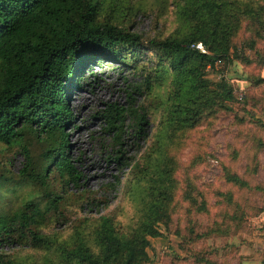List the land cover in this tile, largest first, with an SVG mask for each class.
I'll list each match as a JSON object with an SVG mask.
<instances>
[{"label": "rangeland", "instance_id": "374dc122", "mask_svg": "<svg viewBox=\"0 0 264 264\" xmlns=\"http://www.w3.org/2000/svg\"><path fill=\"white\" fill-rule=\"evenodd\" d=\"M104 1L99 20L125 27L138 34L141 41L121 62L102 59L91 63L71 90L66 152L80 174L77 185H66L53 169L48 171L49 189L59 195V200L56 211L47 213L41 232L54 242L48 249L1 244L0 254L16 264H68L58 245H72L75 231L81 228L82 235L91 241L100 216L111 219L121 232H129L139 216L129 185L152 160L158 136L171 133L176 117L184 113L182 97L171 93L173 83L165 64L168 59L163 60L149 43L184 30L179 7L183 0ZM248 33L239 31L227 59L219 57L212 67L206 65L203 70V78L210 83L223 81L233 99L194 128L177 132L160 150L159 157L164 155L173 161L175 191L168 228L160 223V236L147 238L148 262L246 264L264 258V66L256 63V51L264 60V30L253 49L244 47ZM242 55L251 64L243 63ZM256 78L261 82L254 83ZM127 93H131L137 109L143 110L147 122L140 133L123 130L117 154L111 151L96 114L105 104H124ZM173 108L174 114L170 112ZM180 139H184L181 145ZM40 149L38 143L31 142L32 156L36 157ZM22 164L18 145L0 143V214L19 209L26 201L43 206L41 189L18 178ZM224 169L245 180L251 189L224 181ZM186 185L191 186L197 200L204 199L205 211L195 212L182 201L180 195ZM226 197H230V203ZM237 212L242 213L239 220L232 218ZM209 229L213 230L199 236Z\"/></svg>", "mask_w": 264, "mask_h": 264}, {"label": "trees", "instance_id": "16d2710c", "mask_svg": "<svg viewBox=\"0 0 264 264\" xmlns=\"http://www.w3.org/2000/svg\"><path fill=\"white\" fill-rule=\"evenodd\" d=\"M102 1L0 0V143L18 145L23 164L17 176L36 184L44 198L42 207L26 201L21 208L0 214V245L13 242L48 249L53 244V239L41 232L48 220L47 213L56 211L59 200V195L49 189L48 171L53 169L66 185H77L80 175L66 152L65 127L71 119L68 96L91 63L102 59L121 62L141 41L138 34L125 27L99 20L104 12ZM179 7L184 30L149 43L159 50L163 60L168 59L165 64L173 83L171 93L182 97L184 113L181 118L176 117L171 133L158 136L152 160L129 185V195L139 214L137 222L123 233L111 219L100 216L91 241L82 235L83 228L76 230L72 245H58L68 264L148 262L147 238L160 236V223L168 228L175 191L173 161L164 155L159 157L162 146L177 132L194 128L233 99L223 81L210 83L203 78V70L206 65L212 67L219 57L227 59L233 38L242 29L249 32L246 49L256 46L264 30V0H183ZM195 43H201L209 54L190 48ZM256 53V63L263 67V56ZM236 57L240 59L239 55ZM241 60L251 64L245 55ZM261 80L256 78L253 82ZM97 112L111 151L117 154L123 130L140 133L147 122L131 93H127L124 104L108 103ZM170 112L174 114L175 108ZM31 142L41 146L36 157L31 154ZM183 143L184 139H180V145ZM224 181L251 189L245 180L227 169ZM253 189L262 191L259 187ZM191 190L186 185L181 191L182 201L195 212L205 211L204 199L197 200ZM225 201L230 203V197ZM241 214L237 212L232 218L239 220ZM0 264L16 263L0 254Z\"/></svg>", "mask_w": 264, "mask_h": 264}, {"label": "crops", "instance_id": "0c3cea01", "mask_svg": "<svg viewBox=\"0 0 264 264\" xmlns=\"http://www.w3.org/2000/svg\"><path fill=\"white\" fill-rule=\"evenodd\" d=\"M144 264H157L156 262L154 261H150V262H146ZM246 264H264V258L263 259H258L255 261V259H251V261H248V263Z\"/></svg>", "mask_w": 264, "mask_h": 264}, {"label": "built area", "instance_id": "2783aa9c", "mask_svg": "<svg viewBox=\"0 0 264 264\" xmlns=\"http://www.w3.org/2000/svg\"><path fill=\"white\" fill-rule=\"evenodd\" d=\"M190 48L198 50L200 53H206L205 50L202 48L201 43H195L190 45Z\"/></svg>", "mask_w": 264, "mask_h": 264}]
</instances>
